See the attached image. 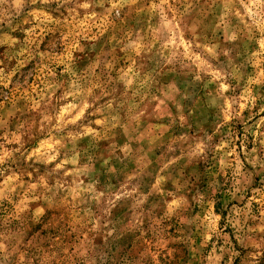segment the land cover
Listing matches in <instances>:
<instances>
[{"label": "rangeland", "instance_id": "rangeland-1", "mask_svg": "<svg viewBox=\"0 0 264 264\" xmlns=\"http://www.w3.org/2000/svg\"><path fill=\"white\" fill-rule=\"evenodd\" d=\"M0 264H264V0H0Z\"/></svg>", "mask_w": 264, "mask_h": 264}]
</instances>
